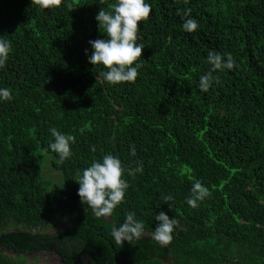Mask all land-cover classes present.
<instances>
[{"label": "trees", "instance_id": "obj_1", "mask_svg": "<svg viewBox=\"0 0 264 264\" xmlns=\"http://www.w3.org/2000/svg\"><path fill=\"white\" fill-rule=\"evenodd\" d=\"M146 2L142 67L134 83L112 85L85 49L105 38L95 17L116 0L48 10L0 0V35L12 45L0 87L13 96L0 102V264H39L25 257L37 252L64 264H117L116 254L127 264H264V0ZM188 18L195 32L183 29ZM209 51L236 63L213 72L204 93ZM52 127L75 138L63 162L49 148ZM108 153L143 170L125 176L113 216L97 218L75 180ZM196 181L209 196L193 209L186 197ZM162 210L177 221L163 247L151 239ZM128 212L145 234L116 244L110 229Z\"/></svg>", "mask_w": 264, "mask_h": 264}, {"label": "clouds", "instance_id": "obj_2", "mask_svg": "<svg viewBox=\"0 0 264 264\" xmlns=\"http://www.w3.org/2000/svg\"><path fill=\"white\" fill-rule=\"evenodd\" d=\"M71 8L69 0H31V4L37 5L42 10L52 7H59L61 4ZM151 6L146 0H116L111 5V10L100 9L95 19L98 28L103 29L105 38L89 40L91 48L85 49L88 62L93 66H103L106 71L99 74L104 81L118 85L125 82L134 83L138 76V70L142 67L141 60L144 45L137 43L138 25L149 18ZM187 15V14H186ZM186 32H195L198 28V21L195 18L184 20L182 25ZM12 52L11 41L4 35H0V69H4ZM207 63L210 71L199 77L198 88L201 92H208L214 83L213 72L233 70L235 60L231 54H220L209 51ZM13 96L9 88L0 87V102L11 101ZM53 142L49 148L57 154L63 162L72 155L71 144L75 138L72 135L62 133L55 127L49 129ZM95 151V149H92ZM129 154L136 155L134 147H130ZM142 165L135 168L125 167L121 160L111 153L104 154L100 159H94L90 166L82 170L75 180L79 187L77 195L82 205L91 210L97 218L112 217L114 210L124 201L125 194L129 188V182L125 176L133 177L136 173L142 172ZM209 196V190L200 181L193 183L190 195L186 197V204L195 209L199 207ZM173 196L167 195L165 201H172ZM170 208V205H169ZM154 220L156 226L151 231V239L160 246H167L172 242L173 232L177 221L169 217L165 211L156 213ZM145 234L144 222L138 219L133 212H128L118 226L113 225L110 229V236L116 244L123 245L127 242L133 245Z\"/></svg>", "mask_w": 264, "mask_h": 264}, {"label": "rangeland", "instance_id": "obj_3", "mask_svg": "<svg viewBox=\"0 0 264 264\" xmlns=\"http://www.w3.org/2000/svg\"><path fill=\"white\" fill-rule=\"evenodd\" d=\"M47 172L50 174H57L53 170L47 169ZM5 252L9 253L10 255H13L15 257L18 256L16 253H11L8 249L5 250ZM28 262H37L39 264H64L61 260V258L55 254V253H47V252H37L32 254L25 255Z\"/></svg>", "mask_w": 264, "mask_h": 264}, {"label": "water", "instance_id": "obj_4", "mask_svg": "<svg viewBox=\"0 0 264 264\" xmlns=\"http://www.w3.org/2000/svg\"><path fill=\"white\" fill-rule=\"evenodd\" d=\"M62 226H63V225H62ZM63 227H64V226H63ZM63 227H58V228H56V229L54 230V232H55V231H58V230H60V229H62ZM115 259H116L117 264H127V260H126V258L120 259V258L118 257L117 254L115 255Z\"/></svg>", "mask_w": 264, "mask_h": 264}, {"label": "flooded vegetation", "instance_id": "obj_5", "mask_svg": "<svg viewBox=\"0 0 264 264\" xmlns=\"http://www.w3.org/2000/svg\"><path fill=\"white\" fill-rule=\"evenodd\" d=\"M62 260V259H61ZM63 262V261H62Z\"/></svg>", "mask_w": 264, "mask_h": 264}]
</instances>
